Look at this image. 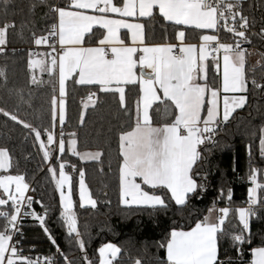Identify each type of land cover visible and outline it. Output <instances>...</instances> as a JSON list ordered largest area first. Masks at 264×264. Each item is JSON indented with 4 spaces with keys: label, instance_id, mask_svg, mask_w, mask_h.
I'll return each instance as SVG.
<instances>
[{
    "label": "snow or ice",
    "instance_id": "6c2138e0",
    "mask_svg": "<svg viewBox=\"0 0 264 264\" xmlns=\"http://www.w3.org/2000/svg\"><path fill=\"white\" fill-rule=\"evenodd\" d=\"M10 4L11 0H0L4 15H7ZM37 7L47 8L45 16H52L55 22L46 29V35L37 36L33 31L32 43L47 45L55 55L30 51L27 67L29 71L39 67L49 76L58 73V80L53 83L50 124L30 123L4 107H0V115L27 130L25 138L34 137V144L39 145L38 150L43 154V162L48 163L52 158L49 146L54 144L56 122L61 126L66 122L68 81L71 80L74 86H97L99 93H118L119 107L125 110L126 115L130 110L124 86L138 84L135 126L130 131L122 130L119 135V203L128 208L153 211L167 210L170 202H174L178 209L187 208L193 197H200L206 190L207 175L204 174L199 181L197 177L203 171L205 152L211 150L208 146L216 144L215 136L230 122L233 113L245 107L251 91L264 93V51L250 52L244 47L253 44V35H258L264 46V22L258 32L252 31L256 22L250 21L245 14V0H116L115 3L113 0H65L63 6L50 0H31L29 11L34 12ZM81 10H91L100 15L86 14ZM108 13L119 18H108ZM128 17L133 18V22L124 19ZM97 26L104 30L102 38L96 37L94 28ZM157 26L162 29L164 42L150 44L148 41L154 38ZM26 27V24L21 25L18 33L21 38ZM9 28L14 30L16 25L6 22L0 26V53L6 51ZM121 29H126L123 37ZM189 30H203L199 34L198 46L187 42ZM206 30H211V34H205ZM94 38L98 46H85ZM125 38H130L131 44ZM39 55L44 59L33 58ZM253 55L257 59L250 63L249 57ZM0 78L4 79L6 87L7 76L2 70ZM32 82L43 83L37 82L34 75ZM57 84L59 97L55 95ZM98 102L97 91H89L83 108L95 109ZM153 105H163L165 113L174 106V120L153 126L150 115ZM155 111L159 112L160 108ZM84 122L85 111L82 110L80 124ZM44 134L47 135V143L42 140ZM71 136L73 138L67 142L68 153L77 156L81 162H102L101 150L80 152L77 150L76 133ZM63 137L61 128V154L65 153ZM259 155L264 160V126L259 129ZM60 159L56 157L58 179L56 169L47 168L59 193V218L67 229V235L75 236L82 264H93L85 250L73 210V177L66 173L65 163H60ZM11 160L9 148L0 146V170L7 173L12 167ZM72 167L73 171L79 172V207L96 209L97 201L86 183L84 168ZM249 169L251 186L247 190V207L232 209L229 205L219 208L214 201L207 209L208 214L203 219L197 218L190 230H184L179 224H174L170 230L165 229V238L156 245L165 250V259L154 258L149 264H233L230 258L221 259L222 242L230 240L236 252L240 253L241 245L251 243L252 219H261L258 203L259 208L264 209V197L259 202L257 199L258 189H264V184L258 182L257 177L264 169L253 168L251 163ZM0 190L7 197H0V264H60L59 258L63 259V264H76L60 249L49 231L45 222L47 208L42 214L31 211L33 199L25 196L29 184L24 175L0 176ZM227 196L231 201V190ZM230 212H234L238 224L229 218ZM22 215L39 221L55 247V253L44 256L41 261L39 257L23 254L13 243L16 236L22 235ZM97 251L99 264H113L124 250L113 243H106ZM224 255H227L226 251ZM250 255V264H264V242L252 247ZM129 259L131 264H145L142 258Z\"/></svg>",
    "mask_w": 264,
    "mask_h": 264
},
{
    "label": "trees",
    "instance_id": "16d2710c",
    "mask_svg": "<svg viewBox=\"0 0 264 264\" xmlns=\"http://www.w3.org/2000/svg\"><path fill=\"white\" fill-rule=\"evenodd\" d=\"M50 2L54 3V0ZM30 3L31 0H11L7 15H4L3 7L0 5V26L6 22L16 25L14 30L12 28L8 30L9 45L30 46L33 31L37 36L46 35V29L50 28L54 22L52 16H45L48 11L45 7H37L34 12H30ZM64 3L65 0H58L61 6ZM245 14L249 16L250 21L256 22L253 30L258 31L261 23L264 22V0H245ZM22 24L27 25L23 29V38L18 35ZM94 31L96 35L99 33L97 30ZM161 32L162 29L157 26L154 38L148 42L150 44L164 42ZM194 33L195 37L191 36ZM198 37V33L189 30L188 41H196ZM251 39L253 44H246L244 47L250 52L264 51L260 39L254 36H251ZM93 41L95 40L91 42ZM37 58L44 59L42 55ZM256 59V55L249 57L250 63L255 62ZM27 60L26 51L19 54L9 51L3 55L0 54V70L7 76L6 87L4 79L0 78V107L15 111L21 119L30 123L40 126L49 125L51 97L54 94L53 83L56 82V75L49 76L39 67L29 71ZM33 75L37 82L43 83L32 82ZM249 87L251 89V84ZM89 91H97L99 102L95 109L83 108V104L87 103ZM125 91L127 107L130 110L128 115L119 107L118 94L99 93L95 86H74L70 81L65 100L66 122L62 125L63 139L66 143L67 139L73 138L71 134L76 133L77 150L80 152L101 150L102 162H81L65 149L63 154L58 150L48 166L56 169L58 179L59 163L56 157H61L59 162L65 163L66 173L73 177V210L77 215L78 229L82 233L85 250L93 264H98L97 250L106 243H113L124 250L113 264L118 262L131 264L129 257L142 258L145 264L154 261V258L165 259L164 249L156 247L165 238V229L170 230L174 224H179L184 230H190L197 222V218L203 219L214 201L219 208L229 205L232 209L244 207L248 196L247 190L251 186L250 163L253 168L264 169V160L259 155V129L264 126V93L251 91L245 107L233 114L230 122L215 136L216 144L209 145L211 150L205 152L206 161L201 176H198L197 180L199 181L204 174L208 178L205 181L206 190L200 197H193L188 207L182 210L178 209L174 202H170L167 210L158 211L121 206L117 166L119 135L122 130L130 131L134 126V102L139 96V87L128 85ZM157 107L160 108L159 112L155 111ZM82 110L85 111V122L81 125ZM174 111L173 106L165 113L163 105H153V109L150 110L153 124L164 125L171 122L174 120ZM26 133L27 130L0 115V146L8 147L12 157V167L7 174L24 175L26 182L32 184L33 190L40 196L38 211L43 213L47 208L48 215L45 222L60 249L68 255L70 260L75 261L76 264H82L79 247L75 244V236L67 235V229L59 218V196L51 174L47 172L48 167L42 169V166L47 163L43 162V154L38 150L39 145L34 144V137L28 136L26 139ZM42 140L47 143L46 134L42 135ZM73 165L77 169L84 168L86 183L93 199L97 201L96 209L79 207L77 195L79 172L73 171ZM257 179L264 184V172L258 174ZM146 190L152 191L147 188ZM229 190L232 193L231 201L227 196ZM222 192L223 195H221ZM262 197H264V189H258V202ZM257 208L261 219L253 218L251 221V243L241 245L242 251L237 253L231 241L225 239L222 242L221 259L230 258L233 264L250 263L251 248L260 246L264 242V209L259 208V203ZM229 218L236 224L239 223L234 212H230ZM26 246L32 248L34 252L47 255L55 253V247L48 240L44 230L36 225L27 229ZM225 251L227 255H224ZM59 260L60 264H63V259L59 258Z\"/></svg>",
    "mask_w": 264,
    "mask_h": 264
},
{
    "label": "built area",
    "instance_id": "2783aa9c",
    "mask_svg": "<svg viewBox=\"0 0 264 264\" xmlns=\"http://www.w3.org/2000/svg\"><path fill=\"white\" fill-rule=\"evenodd\" d=\"M54 4H58V0H54ZM252 31L258 32L255 30H252ZM253 36L259 39L258 35H253ZM56 48L59 49L58 43H56ZM7 51L12 52V53H17V54L22 53L23 51H26L27 53H29L31 51L33 53H39L40 54V52L45 51L47 53H51L52 55H55V53L52 52V49L48 48L47 45L36 46L33 43L30 46H12V45H9L7 43L6 51L3 53H0V54L3 55ZM37 57L38 56H34L33 58L37 59ZM61 128H62V126L58 122H56V127L53 130L55 133V140H54V144L51 145V156H52V158L49 160V162L45 166H42L43 170L46 169L50 165L51 161L53 160V158L55 157V155L58 151ZM25 196L26 197L31 196L33 199V207L31 209V211H35L38 214H42L38 211V207L40 206V203H36V201H40V196L33 190L32 184H29V191H27L25 193ZM247 199H248V196H247ZM244 207H247V201H246V204ZM32 225H36V226L40 227L39 221L32 219L30 216H23L22 215V217L20 218V233H22V235L16 236L14 238L13 243L17 244V247L23 252V254L32 256L33 258L39 257V258H41V261H42L44 256H50V255H47V254L41 253V252H34V250L32 248H30V247L28 248L26 246L27 229H28V227H30Z\"/></svg>",
    "mask_w": 264,
    "mask_h": 264
},
{
    "label": "crops",
    "instance_id": "0c3cea01",
    "mask_svg": "<svg viewBox=\"0 0 264 264\" xmlns=\"http://www.w3.org/2000/svg\"><path fill=\"white\" fill-rule=\"evenodd\" d=\"M113 2H114V0H113ZM115 3V2H114ZM81 11H84L86 14H96V15H100L99 13H92L91 12V10H81ZM156 14L157 15H159V13H158V10H156ZM107 16H108V18H119V17H117V16H115V14H111V13H108L107 14ZM124 19H126L128 22H133V18H131V17H128V18H124ZM94 30H97V31H99V33L96 35V37H99V38H102V34L104 33V30L103 29H100V28H98V26L96 27V28H94ZM193 31H195L196 33H198V34H200V31H203V30H193ZM124 33H126V29H121L120 30V34H121V36L123 37L124 36ZM205 34H211V30H206L205 31ZM191 36H193V37H195V33L194 34H191ZM126 39V42L128 43V44H131V41H130V38H125ZM94 40H95V38H94ZM187 42L188 43H192V44H196L197 46L199 45V43H200V41H199V37H198V39L196 40V41H188L187 40ZM174 43H179V42H176V41H174ZM152 44H159V43H152ZM85 46H98V44L95 42V41H93V42H91V41H88V42H86V45ZM43 53H46L45 51H42ZM38 59V58H37ZM209 63H210V61H209ZM137 71H139L138 69H137ZM221 71H222V64H221ZM58 80V73H57V75H56V81ZM71 81V80H70ZM70 81H68L67 83H69ZM138 85V84H137ZM126 86H128V85H125L124 87H126ZM88 87H90V86H88ZM95 87H97V86H95ZM138 87H139V85H138ZM118 94V93H117ZM89 95V94H88ZM160 95H161V98H163V94L162 93H160ZM56 96L57 97H59V92H58V84L56 85ZM118 96H119V94H118ZM222 97H223V93H221V100H220V108H221V114H222V109H223V99H222ZM137 99H138V97L136 98V100H135V102H134V117H133V121H134V126H135V115H136V101H137ZM65 100H66V97H65ZM87 102V101H86ZM170 103V102H169ZM65 104H66V101H65ZM174 107V106H173ZM151 110V109H150ZM238 110H240V109H237V111ZM204 114H206V110H205V113ZM234 114V113H233ZM58 122V121H57ZM59 123V122H58ZM133 126V127H134ZM153 126H162V125H154L153 124ZM70 139H72V138H69V139H67V141H66V143H65V149L67 150V142H68V140H70ZM49 150L51 151V146H49ZM58 150H59V148H58ZM68 152V151H67ZM75 157H77V156H75ZM78 158V157H77ZM79 159V158H78ZM88 162H90V161H88ZM59 178V177H58ZM145 187V189L147 188V186H144ZM148 189V188H147ZM149 190H151V189H149ZM59 194V193H58ZM3 198H5V197H3ZM6 199V198H5ZM124 207V206H123ZM90 208V207H89ZM208 214V213H207ZM206 214V215H207ZM218 214V213H217ZM164 254H165V250H164ZM114 262V261H113ZM98 264H99V253H98Z\"/></svg>",
    "mask_w": 264,
    "mask_h": 264
},
{
    "label": "rangeland",
    "instance_id": "374dc122",
    "mask_svg": "<svg viewBox=\"0 0 264 264\" xmlns=\"http://www.w3.org/2000/svg\"><path fill=\"white\" fill-rule=\"evenodd\" d=\"M3 175H9V174L4 173L2 170H0V176H3ZM12 190L14 191V186H12ZM77 195H78V199H79V179H78V182H77ZM58 196H59V194H58ZM0 197H4L2 190H0ZM5 198H7V197H5Z\"/></svg>",
    "mask_w": 264,
    "mask_h": 264
}]
</instances>
